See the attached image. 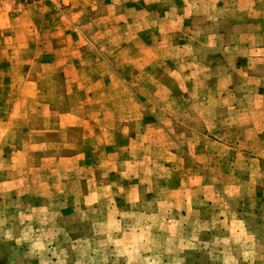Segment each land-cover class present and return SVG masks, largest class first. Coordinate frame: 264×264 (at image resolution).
<instances>
[{"label":"rangeland","instance_id":"1","mask_svg":"<svg viewBox=\"0 0 264 264\" xmlns=\"http://www.w3.org/2000/svg\"><path fill=\"white\" fill-rule=\"evenodd\" d=\"M127 2L0 0V264H264V0Z\"/></svg>","mask_w":264,"mask_h":264},{"label":"crops","instance_id":"2","mask_svg":"<svg viewBox=\"0 0 264 264\" xmlns=\"http://www.w3.org/2000/svg\"><path fill=\"white\" fill-rule=\"evenodd\" d=\"M145 0H129V2L130 3H128L127 2V7H135L136 8V10H137V12L138 11H140L141 10V5H144L143 4V2H144ZM154 1L155 0H151V5H154L155 3H154ZM156 1H158V0H156ZM69 3H70V7L72 8V12H73V15H78V14H80V11H77V10H80V8L79 9H76V7H81V8H83V6H91L92 8H95V7H97V5L98 6H107V4H108V6H107V8L109 7V6H112V4H110L111 3V0H69ZM129 4V5H128ZM130 4H133V6L132 5H130ZM90 11V10H89ZM88 11V13L90 14V12ZM75 12V13H74ZM77 13V14H76ZM152 13H154V12H152ZM97 16H99L97 19L96 18H94V19H91V20H89V22H101V23H109V22H111L109 19H110V16H108L107 15V17H105V15H103V17H102V15H101V17H100V14H98ZM74 17V16H73ZM72 16L71 17H69V18H71V21H76L75 20V18H73ZM119 19V18H118ZM130 20V18H128V19H125V21H129ZM118 21V20H117ZM120 21V20H119ZM168 21H169V19H168ZM137 22H143L144 23V21H143V18L141 19V18H139V20L137 21ZM144 30V28H142V26H140L139 27V29L138 30ZM114 30H116V29H114ZM140 30V31H141ZM154 31H156L155 29H150V32H154ZM99 32H101V29H99V31H98V28L97 29H93V30H90V34H89V37L90 38H92V37H96V35H97V33H99ZM142 35V34H141ZM124 81V83H125V85H124V87H125V89L127 90H130L131 91V87H132V85L130 84V83H128L127 81L125 82V80H123Z\"/></svg>","mask_w":264,"mask_h":264}]
</instances>
